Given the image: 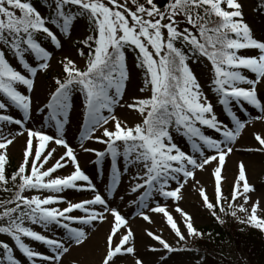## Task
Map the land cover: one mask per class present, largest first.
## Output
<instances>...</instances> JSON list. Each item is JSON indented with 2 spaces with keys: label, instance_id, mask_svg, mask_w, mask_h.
I'll list each match as a JSON object with an SVG mask.
<instances>
[{
  "label": "snow or ice",
  "instance_id": "obj_1",
  "mask_svg": "<svg viewBox=\"0 0 264 264\" xmlns=\"http://www.w3.org/2000/svg\"><path fill=\"white\" fill-rule=\"evenodd\" d=\"M49 8L50 15L45 17L31 0H0V185L6 192L14 190L11 199L0 201V234L8 235L31 264H62V257L73 247L87 242L85 226L106 222L109 231L100 264H119L123 256H135L136 248L133 230L111 198L117 192L122 171L135 167L138 171L132 177L135 183L131 191L139 193L138 199L132 201L140 209L137 214L149 223V212L163 214L179 241L202 238L205 233L194 227L192 217L179 206L175 210L185 221L187 236L166 205H151L155 196L180 201L189 180L194 187L199 185L196 171L206 170L214 161V200L202 186L198 188L204 207L220 223H224L222 215L237 217L238 212L245 213L241 223L264 231V205L260 200L249 203L255 188L248 180L243 161L238 164L231 198L222 191L226 157L234 151L235 141L248 124L233 108L245 110V104L250 105L259 112L254 119L264 121V38L254 37L244 21L240 0H168L163 7L156 0H52ZM258 10H264V0H260ZM78 18H86L92 27V34L82 42L88 52L78 50L81 57L86 56L85 66L78 67L65 56L61 61L65 75L54 79L55 88L40 109L48 110L47 119L54 122L57 134L25 128L33 105L32 96L26 93L34 91L36 77L50 67L52 53L43 45V39L61 48V36L71 38ZM126 49L136 53V67L143 70L145 87L150 89L147 98H134L126 104L143 117L141 123L131 127L114 114L117 106H125L122 101L131 79ZM240 50L252 52L239 54ZM9 56L19 67L13 65ZM204 59L210 64V90L233 126L218 119L193 71L192 65ZM21 86L25 91L20 90ZM74 91L84 97L81 140L94 139L106 145V150L87 148L83 143L80 147L95 154L97 165L110 157L111 180L106 195L82 169L77 153L63 135ZM13 108L23 112V119L10 114ZM109 122L112 128L105 126ZM11 124L26 131L27 141L22 161L9 176L7 150L15 136L11 132L5 134L4 129ZM203 128L223 139L205 134ZM99 129H103L102 136H95ZM173 132L191 141V152L174 142ZM255 140L258 147L249 151L264 153V135L257 133ZM50 143L65 149L59 159L54 157L56 149L48 147ZM121 157L125 161L123 169ZM53 159L55 163L46 167ZM67 165L73 168L70 174H56ZM66 190L91 191L93 196L72 202L60 195ZM32 191L38 194L25 195ZM61 204L66 206L59 207ZM26 221L43 229H62L63 235L57 238L42 234L26 226ZM146 235L168 252L181 250L153 231ZM23 238L46 245L50 253L35 250ZM148 250L159 249L149 246ZM0 252V264H20L7 242L0 241ZM135 264L144 262L136 258Z\"/></svg>",
  "mask_w": 264,
  "mask_h": 264
},
{
  "label": "rangeland",
  "instance_id": "obj_2",
  "mask_svg": "<svg viewBox=\"0 0 264 264\" xmlns=\"http://www.w3.org/2000/svg\"><path fill=\"white\" fill-rule=\"evenodd\" d=\"M49 5L52 4V0H47ZM244 5V21L252 29V33L256 38H264V10H258V3L255 0H240ZM34 7L45 17L50 15V8L45 4H41L38 1H31ZM51 26V25H50ZM183 26V25H182ZM55 30V29H54ZM58 31V30H57ZM59 34V33H58ZM89 35V31L86 27V22L78 18L71 31V38H65L61 36L62 47L57 49L48 39H43V45L48 51L52 53L50 59V67L46 71H42L38 74L35 79V88L32 93H26L32 96L33 105L31 117L25 122V128L33 130L43 131L48 135L55 136L56 129L54 122H50L47 117L49 115L48 110L45 109L43 112L40 111L44 108L50 97L51 92L55 88L54 79L56 77H62L64 74L63 66L61 61L65 56L74 60L78 67L84 68L85 57H81L78 54V48L76 43L85 39ZM126 60L127 67L131 76L130 81L127 83L123 101L124 107L117 106L114 109V114L121 121H126L128 126H134L137 123H141L143 117L134 109H129L126 104L132 103L134 98H147L150 95V89L145 87L144 84V72L142 69L136 67V53L130 49H126ZM252 50H240L239 54H251ZM10 61L14 66L19 67L15 59L9 56ZM31 62L32 58L29 57ZM193 71L196 74L199 82L201 83L203 90L208 95L209 99L214 105V111L219 120L223 121L229 126L232 125V121L228 113L224 110L223 106L218 103V98L214 92L210 90L211 87V73L209 71L210 64L204 59L202 62L192 65ZM246 75H251L245 72ZM259 87V86H258ZM141 88L144 90L141 91ZM21 91H25L23 86L20 88ZM264 94V89L261 90ZM84 97L79 91H74L71 95L70 103L71 109L69 111V121L64 127V138L68 141L69 145L77 153L78 160L82 169L87 175L93 180V183L97 186L101 194L106 195L107 183L111 180V167L110 157L105 158L101 165H97L94 161L97 159L95 154L92 152H85L80 147L81 143L87 148H92L97 151L106 150V145L97 142L94 139L81 140V133L84 125ZM245 110H240L239 107H234L233 111L243 120L248 121L246 127L242 130L240 136L235 141L233 148L234 151L226 157L225 166L222 170V175L225 179L222 181V191L225 197L231 198L232 187L234 181L238 175V164L243 161L247 168V177L249 182L254 186L255 191L250 194V204L256 200H260L264 196V153L257 151H249V149H256L258 142L255 140L257 133L264 135V121L255 120L254 117L259 115V112L252 108L250 105L244 106ZM12 114L17 119H23V112L18 109H10ZM107 115V113H105ZM106 127L112 128V122H109ZM205 134L213 136L214 138L223 139V137L215 133L211 129L203 128ZM5 134L11 132L15 136V140L12 145L9 146L8 152V164L7 167H13L17 169L19 163L23 159V151L26 146L27 133L24 129H21L18 125H8L5 129ZM18 132L23 134L17 135ZM103 129H99L94 134L95 136H102ZM174 142L178 146L186 151L191 152V141L187 137H184L176 132H173ZM49 148H55L54 153L55 159H59L63 155L65 149L62 146L50 143ZM122 150V149H121ZM208 154H212L208 152ZM55 159L51 160L46 167L51 166L55 163ZM120 164L122 169L125 167V161L120 158ZM217 166L216 162H212L207 166L206 170H197L195 173V179L200 183L198 186H193V181L189 180L188 184L182 189V199L180 201H173L172 199L165 200L163 197L155 196L151 206H155L156 202L161 205H166L168 211L173 215L178 227L187 236V230L185 227V221L180 213L176 212V207L179 206L184 212L188 213L192 217V223L195 228L207 235L205 228L211 229L217 225L218 222L212 215L211 212L204 207L201 196L199 195L198 188L203 187L206 194L210 199L214 200V169ZM73 170L71 165L59 169L57 175H68ZM138 171L135 167H128L127 171H122L121 182L118 186L117 192L114 194V206L119 205L122 214H124L128 220L130 227L134 233V244L136 248V255H125L119 261V264H135V259L140 258L144 264H218L221 263V254L212 249L209 252L206 248H201L202 238L188 237L186 241H179L176 237L175 232L170 228L166 222V218L160 213L148 214L151 217V223L144 221L137 213L140 209L137 207L135 201L138 199L139 193H133L131 186L135 183L132 177ZM84 183V182H79ZM172 186L175 187V183L172 182ZM38 193L26 192L25 195H37ZM48 193H45L47 195ZM66 197L67 200L72 202H79L84 199H90L93 196L91 191H79V190H66L61 193ZM123 197L121 200L120 198ZM240 201H237L239 203ZM264 205L263 202H261ZM66 204H61L59 207H64ZM3 209L0 210L2 212ZM147 211V209H144ZM83 215V213H75ZM222 215V214H221ZM246 216L245 213H239L237 217L231 215L224 216V224L228 221L231 222L236 228L243 230H258L264 239V231L257 229L249 224L241 223L240 221ZM109 216V220H111ZM3 223V222H0ZM26 226L32 227L37 232L48 235L50 237L59 238L63 235V230L59 228L55 229H43L38 225H30L26 221ZM88 231V240L85 245L81 247H73L68 254L62 257V264H100L102 252L104 249L105 235L109 231L108 223H97L94 227L85 226ZM153 231L156 234L162 236L169 244L173 247L181 249L176 252H168L163 249L157 241L152 240L146 235L147 231ZM204 235V236H205ZM203 236V237H204ZM233 237L238 239L235 233ZM25 243L29 244L35 250L43 252L45 254L50 253V249L46 245H42L39 242L32 241L28 238H23ZM0 241L7 242L13 247L14 257L20 261V264H31V262L23 255L22 252L15 246L14 241L6 235L0 234ZM149 246H155L159 249L156 252L149 251ZM226 253L233 255V247L230 244L224 245ZM206 252H204V251ZM245 252V251H243ZM246 253V252H245ZM2 254V253H1ZM234 260L238 259L236 253ZM223 256V255H222ZM164 259H161V258ZM243 261L245 260L248 264H258L257 261L251 260L246 254L242 253L240 257ZM238 263V262H237Z\"/></svg>",
  "mask_w": 264,
  "mask_h": 264
},
{
  "label": "trees",
  "instance_id": "obj_3",
  "mask_svg": "<svg viewBox=\"0 0 264 264\" xmlns=\"http://www.w3.org/2000/svg\"><path fill=\"white\" fill-rule=\"evenodd\" d=\"M32 1V0H31ZM38 1L41 4H45L47 7L49 6V2L47 0H33ZM143 2V0H141ZM168 0H156V3L163 7ZM256 3L260 4V0H255ZM19 14V13H17ZM81 20L86 22V27L89 31V35L92 34V27L89 24L86 18H80ZM213 20L215 17L212 18ZM86 39V38H85ZM85 39H81L76 43V46L79 49H83L85 53L88 52L87 46H85L82 42ZM179 46V45H178ZM86 58V56H85ZM16 169L13 167H7V174L10 176ZM8 187L11 189L12 185L11 182L9 183ZM14 195L13 191H4V186L0 185V201H5L11 199ZM3 209L0 207V210ZM3 222V221H0ZM228 221L227 224L224 223H217L215 227L208 229L205 228L206 232L211 234L210 236L207 234L201 239L200 247H205L208 252L212 249H216V251L220 252L221 254V263L218 264H248L243 261L240 257L242 253L246 254L251 260L257 261L258 264H264V239L263 235L257 230L248 229L243 230L240 228H236L233 223ZM233 233L236 234V237H233ZM230 244L233 247L234 253L237 254L238 259L234 260L235 254L229 255L226 253L224 249V245ZM204 251V250H203ZM245 251V252H243ZM205 252V251H204ZM2 252H0L1 254ZM206 253V252H205ZM223 255V256H222ZM238 262V263H237Z\"/></svg>",
  "mask_w": 264,
  "mask_h": 264
},
{
  "label": "bare ground",
  "instance_id": "obj_4",
  "mask_svg": "<svg viewBox=\"0 0 264 264\" xmlns=\"http://www.w3.org/2000/svg\"><path fill=\"white\" fill-rule=\"evenodd\" d=\"M261 202H263V203H264V196H262V197H261Z\"/></svg>",
  "mask_w": 264,
  "mask_h": 264
}]
</instances>
